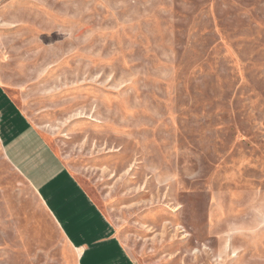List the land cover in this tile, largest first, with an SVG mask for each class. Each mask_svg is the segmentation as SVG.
<instances>
[{"label": "rangeland", "instance_id": "374dc122", "mask_svg": "<svg viewBox=\"0 0 264 264\" xmlns=\"http://www.w3.org/2000/svg\"><path fill=\"white\" fill-rule=\"evenodd\" d=\"M0 120V264H79L9 131L136 264H264V0H0Z\"/></svg>", "mask_w": 264, "mask_h": 264}, {"label": "crops", "instance_id": "0c3cea01", "mask_svg": "<svg viewBox=\"0 0 264 264\" xmlns=\"http://www.w3.org/2000/svg\"><path fill=\"white\" fill-rule=\"evenodd\" d=\"M1 127L0 120V135L3 134ZM7 140L8 143L12 142L10 146L13 150L11 154L4 151L8 160L14 166L13 162L22 163V167L32 169L33 173L42 177L32 186L53 212L63 233L75 248L79 264H136L108 221L106 224L101 222V227L90 223L91 217L102 216L99 207L77 181L68 176L62 179L56 177L52 171L47 175V170L52 169L48 161L34 158L24 148L21 149L18 141L14 142L13 131H9ZM54 211L59 212L57 216ZM103 227L108 231L104 232Z\"/></svg>", "mask_w": 264, "mask_h": 264}]
</instances>
